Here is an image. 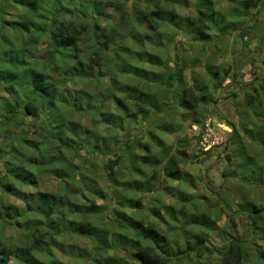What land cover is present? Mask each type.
Masks as SVG:
<instances>
[{
  "label": "trees",
  "instance_id": "trees-1",
  "mask_svg": "<svg viewBox=\"0 0 264 264\" xmlns=\"http://www.w3.org/2000/svg\"><path fill=\"white\" fill-rule=\"evenodd\" d=\"M137 1L0 0V90L8 95L0 103V110L9 112V118L18 117L21 114L30 115L33 126L38 130L37 140L34 141L27 138V130L23 127L17 131L11 128L8 130L6 127L5 130L13 136L6 145L7 150L2 149L3 144L0 146V264H56L53 252L54 250L63 251V248H66L67 252L65 256L68 259L73 258L72 264H82L92 256L114 250L123 253L124 258L119 264H133L134 260L137 264H171L174 260L177 264L182 262V257L169 253L171 246L161 228L129 217L119 209V206L140 207L141 199L153 190L152 178L161 167L162 173H165L169 180L187 181V185L192 187L193 176L183 174L179 168V159L186 158V152L174 142L164 144L162 139H158L157 146L160 147L158 152L150 153L151 144L144 142L141 145L146 151L142 153L137 139L139 134L136 133L140 129L133 131L137 127L132 124L138 118L147 120L153 113L162 111L164 105L168 103L164 100L159 102V99L170 97V95L173 96L174 103L163 113L176 112L177 107L186 112L194 111L208 102L206 94L208 86L211 85L213 89L220 87L230 76L231 69L228 67L217 70L207 63L204 69L209 80L201 84L193 83L187 80L183 66L178 67V64L174 63L172 70L169 69L170 57L168 55L162 57L144 44L150 42L155 46L153 48L158 47L159 41L152 38L155 34L161 35L162 26L172 25V28H178L177 31H182L193 40L202 42L210 40L216 33L245 28L241 25V19L239 21L234 19L237 16L245 18L248 9L257 8L261 0H241V10L236 7L231 10L230 15L234 16L233 20H225L224 16L219 15L212 0H195L198 4L194 8L195 15L184 18L177 12L179 5H186L181 1L141 0L140 6ZM106 8L118 12L117 19L110 18L108 28L98 23L100 20L109 21ZM256 13H258L257 10ZM142 20L149 23V26L146 25V28H143L144 30L137 28V25L142 26ZM183 22L187 24L184 26ZM122 28L125 29V33L120 35ZM123 36L133 40L138 49L122 45ZM41 40L46 42L44 52L47 54V60L54 57L53 63L47 64V67L52 69L45 67L42 57L30 59L28 56L32 51L33 43L38 44ZM85 41L94 50L93 57L98 61L103 60V52L108 51L111 46H115L118 52H123L135 59L134 62L119 61L117 67L113 65L110 68L111 73L107 76V88L110 91L108 94L121 114L100 110V118L94 117V125L96 129L98 124L104 125L109 135L107 136L105 131L98 133L99 135H96L91 143L92 135L91 137L81 135L80 122H75L76 126L70 124L69 129L66 126L64 129L60 128L54 133L50 125L54 121L59 123L58 126L62 125L63 119L66 120L64 116L68 113L84 112L80 104L76 105L64 96L59 98L60 94L64 95L63 92L72 96L73 93L80 94L83 91L81 88L74 87L78 85L77 79L97 82L104 79L99 73L98 65L101 63H85L80 58L77 51ZM40 61L42 64H39ZM53 68L58 70L61 76L58 83L52 76ZM116 68L117 73L124 74L121 83L116 79L115 72L113 73ZM231 77L236 79L235 73H232ZM233 81L235 80H231ZM115 84H119V90L113 87ZM151 84L163 85L165 92L158 97L148 90ZM174 85L178 88L173 92ZM114 90L121 92L122 95L113 93ZM86 93L89 92L86 91ZM245 99L249 111H241L242 119H237L236 124L226 121L231 130L223 148L229 150L230 154L227 155L229 160H232L231 151L232 155L239 156L241 161L249 159L247 166L239 167L237 172V175L241 177L240 180L247 179L244 180L245 191L241 194L240 200L230 199L229 207L236 206L240 208L239 210L246 211L253 225H257L258 218H264V207L257 203L254 197L248 195V185L264 183V167L262 163L255 161L258 157L264 159V108L260 109L264 101V85L253 87L251 92H246ZM128 101L133 109L130 108ZM64 111L67 114H64ZM2 117L0 124L6 125L7 122ZM204 118L195 119L194 122L199 123ZM157 125L155 127L162 132L173 134L177 131L175 125L169 122L157 123ZM261 126L263 129L259 131ZM70 129L71 132H69ZM83 131L90 133V130L86 128H83ZM3 137L7 139L6 135ZM119 137L124 138L120 140ZM47 140L48 143H46ZM151 141L154 142V140ZM22 143L30 148L27 152L19 147ZM109 144L114 146L110 149L114 157L105 155L110 153L107 150ZM76 146L87 150L86 153H92L86 159L87 162L75 163L69 159L65 149L69 150ZM251 147H259L260 153L256 157L250 152ZM48 148L53 150L45 154ZM96 152L105 155V158L100 159L102 162L107 160L109 171H107L106 180L114 186L116 191L117 189L122 191L121 195H117L118 197L114 191L111 197V200H115L113 207L97 204L95 201L97 197L102 199L106 196V192L88 169V162L95 160ZM163 157L165 161L162 160ZM124 161L128 162L129 173L133 176L121 180L117 172L119 164ZM143 167H150L151 175L146 174ZM43 173H49L52 179L61 185L60 192L22 189L37 186L38 178ZM230 173L233 171H223L221 174L229 176ZM75 178L83 184L82 193L89 194L88 204H78L70 196L69 184ZM241 184L243 186V183ZM128 192L137 194V198L130 200L125 197L124 195ZM10 196L22 199V206L11 203L8 200ZM195 196L194 191H179L177 196L179 207L177 206L175 212L172 211L171 216L173 218L179 216L184 220L183 225L186 226L212 228L209 224L212 219L210 213L197 214L190 205L195 202ZM188 206L191 212L186 215L185 208ZM61 208L65 209L61 210ZM77 213L90 214L95 216V219L109 218L113 220L117 233H109V224L104 221L75 220L73 216ZM230 218L232 219V214ZM8 228H13V234L4 233ZM259 228L264 240V221ZM127 229L134 232L132 238L125 232H121ZM203 229L194 234L193 244L186 241L187 248L180 251V255L190 250L194 251L196 256L205 255L203 253L209 249L204 246V240L209 238L210 234ZM67 234L91 240V251H87L84 247L67 244L63 241ZM74 253H76L75 256H73ZM218 256V264H241L245 256L241 241L234 239L227 245H222L218 249ZM257 257L264 263V247L258 250ZM59 264L66 263L59 262Z\"/></svg>",
  "mask_w": 264,
  "mask_h": 264
},
{
  "label": "rangeland",
  "instance_id": "rangeland-1",
  "mask_svg": "<svg viewBox=\"0 0 264 264\" xmlns=\"http://www.w3.org/2000/svg\"><path fill=\"white\" fill-rule=\"evenodd\" d=\"M177 1L186 3L185 6L179 5L177 7V12L182 18L187 16L193 17L195 15L196 9L194 8L198 6L195 0ZM212 1L217 7L219 15L224 16L225 20H233L234 16L230 15L231 10L235 7L236 9L241 10L242 7L240 5L241 0ZM141 2V0L137 1L138 6L141 5ZM105 10L107 13H109V21L100 20L98 23L101 26L104 25L106 28H108L109 23L111 22L110 18L112 17V19H117L118 12L111 10V8H106ZM256 10L258 13H256ZM240 19L242 21L241 25H244L245 28H238L229 30L228 32L216 33V35L211 36L210 40H206L205 42L193 40L188 36V34L182 31H177L178 28L174 29L171 27L172 25H169L161 27V35L157 36V34H155L153 36L152 40L154 39L157 42L159 41L158 47L153 48L155 46H153V44L150 42H146V44H144L145 47L152 49V51L156 54L159 53L162 57L168 55L170 57L168 60L169 69L172 70L174 63H177L178 67L183 66L185 68L187 80H190L193 83L197 82L198 84H201V82H207L209 80L206 70L203 67L207 65V63L217 70H223L228 67L231 69L230 76L221 84L220 87L213 89L211 85L208 86V90H206L208 102L199 106L194 111L186 112L177 107L176 112L168 111V114L163 113V111L165 112V110L170 108V106L174 103V98L170 95V97L168 96L164 99H159V102L164 100L168 103L167 105H164L162 111L153 113L152 117L150 116V118L147 120L138 118V120L132 124L133 126L137 127L135 128L136 130L133 131L136 132L137 129H140V131L138 130L136 133L139 134L137 139L140 143L139 147L142 153H145L146 151L141 145L144 142H149V144H151L150 153L158 152V150H160V147L157 146L159 143L158 139H162L161 141H163L164 144H170L174 142L176 146L179 145L181 148H183L182 150L186 152L187 157L179 159V168L183 174L193 176L194 184L192 187L187 185V181L180 182L179 180H169V178H166L165 173H162L163 170L161 167L155 172L156 174L152 178L154 184L153 190L149 191L148 194H146L145 197L141 199L140 207H127L123 205L119 206V209L126 213V215H129V217H133L136 220H141L145 224H152L158 228H161L169 241V245L171 246L169 253H175L176 255L183 258L180 264H218V249H220V247L224 244L227 245L231 240L234 239H239L241 241L242 249L245 252V256L241 264H264L257 257L258 250H261L264 247V240L262 239V232L260 230L261 228H259L262 226V221H264V218H258L259 223L257 225H253L246 211L243 212L236 206H232V208L229 207L230 199L238 198V200H240L241 194L245 191L246 186L244 184V180L246 181L247 179L240 180L241 177L237 175V172L239 167L243 168V165L247 166V160L249 159L246 161L243 159L241 161L239 156H235L234 154L232 155L231 147L230 151L232 160H229L227 155L228 153L230 154V152L229 150H225L223 145H220L219 147L214 148L206 153H202L197 148L194 135H192V133L189 131V124L194 122L195 119L201 120L203 117H205L204 119L211 117L215 126H217L218 123L221 124V131H223L224 136L227 138L231 128L229 125H227L226 121H232L236 124L238 120L242 119L240 112L246 110L249 111V107L247 103H245L246 92H251L253 87L264 85V0L260 1V5L257 8L248 9V14L245 18H240V16H237V18L234 20L239 21ZM141 22H143L142 26L137 25V28L140 30H144L143 28H146V25L149 26V23H147L146 20H142ZM181 23L182 22H180V24ZM186 24L187 22H183L184 26ZM120 32V35H123L125 33V29L122 28ZM122 39V45L138 49L135 47L133 40L130 38L123 36ZM45 46L46 42H44V40L38 41V44L33 43L32 51H30L28 56L30 59H33L34 57H42V63H45V67H47V64L49 65L53 63L52 60H54V57L51 60H47V54L44 52ZM77 52L85 63H101L98 65L100 70L99 73L103 75L104 79L100 80L99 82L90 81L87 79H77L78 85H75L74 87L81 88L83 91L80 94L73 93L72 96H70L68 93L66 95L65 92H63L64 95L60 94L59 98H63L64 96L70 102L76 105L80 104V106L84 109V112L82 111L75 114H67V112L64 111V114H67V116H64L66 120L63 119L62 125L58 126L59 123H57V121L52 122L50 125L52 126L51 131L54 133L60 128L64 129L66 126L69 129V126L72 124L76 126V123L80 122L82 126L81 135L89 137L92 135L93 137H91L92 139L90 140L91 143L94 140V137L99 135L98 133L105 131V134L107 136L109 135L104 125L98 124L97 129L94 125V117L100 118V110L103 109L121 114V111L117 109L115 103L112 101L111 96L108 94L110 91H108L109 89L107 88V76L111 73L110 68L113 67V65L117 67V63L119 61L121 62L130 60L134 62L135 59L129 57L123 52H118V49L115 46H111L109 47L108 51L103 52V60L98 61L95 57H93L94 50L88 46L87 41L80 45ZM42 63L40 61L39 64ZM47 69L52 68L47 67ZM53 69L52 76L58 83L61 79V76L58 74V70L55 68ZM116 71L117 68L115 71H113V73L115 72V76L117 75L116 79L121 83L124 79V74L121 75ZM232 73H235L236 79L231 77ZM231 80L235 81L231 82ZM113 87H115L116 90H119V84H115ZM176 88H178V86L174 85L173 92L176 91ZM148 90L156 94L158 97L160 94L165 92L164 86L157 84H151ZM86 91L89 93H86ZM113 93L122 95L119 91H115ZM6 97H8V95L0 90V103ZM127 103L130 105L129 101ZM261 104L262 105L260 109L264 108V101ZM131 109H133V107ZM4 111L2 109L0 110V118L2 115H6V117H2V119L7 122L6 125L0 124V146L4 145L2 148L3 150H7L6 145L10 139H12L11 136H13L12 133L5 130L6 127H8V130L11 128L15 131L23 127L27 130L28 139H32L34 141L37 140L38 130L33 126L32 117L30 115L21 114V116L19 115L18 117L14 116V118H9V112L6 113ZM162 122L174 124L177 131L173 134L160 131L155 127V125L158 126L157 123ZM130 123L131 122L129 121V124ZM83 128L90 130V133L84 132ZM262 129L263 127L261 126L259 131H262ZM40 131L42 130L40 129ZM62 132L64 133V131ZM69 132H71V129ZM3 135H6L7 139L4 138L5 136L3 137ZM123 138L124 137H119L120 140H123ZM151 140H154V142ZM48 142L49 141L47 140L46 143ZM19 147L24 152H27L30 149L23 143L19 144ZM113 147L112 144H109L107 146V150H109L108 152L110 153H106L105 155L114 157L113 151L110 150L113 149ZM51 150L53 149L48 148L45 154ZM65 151H67L69 159H72L75 163L87 162L86 159L92 154L86 153L87 150L84 148H78L77 146L70 148L69 150L65 149ZM250 152L256 157V155L260 153V149L259 147H251ZM45 154L43 152V155ZM105 155L96 152L94 155L95 160L88 162V169H90V171L96 177L99 186L106 192L105 198H95L96 203L112 206L115 204V200H111V197L114 195V191L116 196L119 194L121 195L122 191L117 189L119 192L118 193L114 189V186H111L106 180L108 173L107 171H109L107 167V160L105 162L100 160L102 157L105 158ZM162 160L165 161L164 157ZM255 161L262 163L264 167V159L258 157L255 159ZM118 169L117 176L121 180L128 179L129 177L133 176L129 173L127 161L119 164ZM143 170L146 172V174L148 173L151 175L152 169L150 167H143ZM228 170H232L234 174L230 173L229 176H223L221 174L223 171ZM246 176L248 177V175ZM241 183H243V186H241ZM248 187V195L250 197H254L255 201H257L259 204H262L264 207V183L262 185H248ZM82 188L83 184H80L75 178L69 184V194L72 196V199L76 201V203L88 204V198L90 196L86 192L83 194L81 191ZM22 189L25 191L46 190L56 193L60 192L61 185L57 184V182L52 179V176H50L49 173H43L38 178L37 186L29 187L27 189L23 187ZM182 190L195 192V202L193 204H189L192 205L197 214L209 212V215L212 216V219L209 221V224H211L212 228H204L210 234L209 238L204 240V246L209 250H205V253H203L205 255L201 257L196 256V253L191 250H187L188 253L180 255V251H184L187 248L186 241H190L189 244H193L194 234L199 233V231L203 229L201 226L200 228L196 225H183L184 220L182 218H179V216L173 218L171 216V214L176 211L175 209H177V206L179 207L177 196L179 191ZM124 196L130 198V200L137 198V194L132 192H128ZM8 200L20 207L23 204L22 199H17L13 196L8 197ZM189 206L185 208L186 215H189L191 212ZM63 209L65 208H61V210ZM156 212L159 216H157ZM231 214L232 219L230 218ZM94 217L95 216L90 214L87 215L86 213H77L73 216V218L77 221L78 219H82L83 221H104L105 223L109 224V233H117V228L113 220H110L109 218L95 219ZM12 231L13 228H8L4 231V233L13 234ZM121 232H125L127 236L131 238L134 235V232L129 229L121 230ZM63 241H65L67 244H70L71 246L84 247L87 251H91L92 248L91 240L78 235L67 234L64 236ZM53 253H55L54 259L56 264L57 262L58 264L59 262L72 264L73 258L68 259L67 256H65L67 253L66 248H63V251L60 252L54 250ZM122 254L123 253L118 250L105 251L98 254L97 256H92L88 260H85L82 264H119V262L124 258ZM75 255L76 253L73 254V256ZM132 262L133 264H137L136 260ZM171 264H177V261H171Z\"/></svg>",
  "mask_w": 264,
  "mask_h": 264
},
{
  "label": "built area",
  "instance_id": "built-area-1",
  "mask_svg": "<svg viewBox=\"0 0 264 264\" xmlns=\"http://www.w3.org/2000/svg\"><path fill=\"white\" fill-rule=\"evenodd\" d=\"M221 124L214 125L211 117L203 119L201 122H192L189 124V131L194 135L197 148L202 153H206L214 148L223 145L225 136L221 131Z\"/></svg>",
  "mask_w": 264,
  "mask_h": 264
},
{
  "label": "crops",
  "instance_id": "crops-1",
  "mask_svg": "<svg viewBox=\"0 0 264 264\" xmlns=\"http://www.w3.org/2000/svg\"><path fill=\"white\" fill-rule=\"evenodd\" d=\"M203 67H205V66H203ZM184 73L186 74V72L184 71Z\"/></svg>",
  "mask_w": 264,
  "mask_h": 264
}]
</instances>
